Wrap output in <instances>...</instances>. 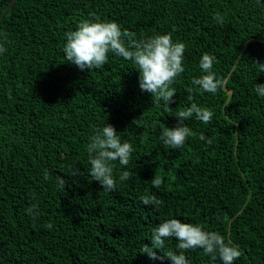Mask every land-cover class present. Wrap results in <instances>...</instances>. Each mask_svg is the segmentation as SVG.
<instances>
[{
  "label": "trees",
  "instance_id": "1",
  "mask_svg": "<svg viewBox=\"0 0 264 264\" xmlns=\"http://www.w3.org/2000/svg\"><path fill=\"white\" fill-rule=\"evenodd\" d=\"M9 1L0 0V13ZM87 18L114 20L138 39L174 30L187 47L169 106L140 89L133 61L110 54L90 71L65 61V33ZM0 32L9 40L0 57V264H171L161 251L175 250L174 238L155 250L162 260L140 252L169 217L238 243L234 264H264V98L254 92L264 82L256 63L264 62V0H16ZM204 53L216 58L215 95L191 84ZM189 97L214 116L191 121L194 135L173 151L160 130L174 126L170 112ZM105 122L135 149L130 178L113 191L93 180L85 151ZM152 196L158 206L141 202ZM34 202L37 217L26 213ZM186 255L220 264L202 249Z\"/></svg>",
  "mask_w": 264,
  "mask_h": 264
},
{
  "label": "clouds",
  "instance_id": "2",
  "mask_svg": "<svg viewBox=\"0 0 264 264\" xmlns=\"http://www.w3.org/2000/svg\"><path fill=\"white\" fill-rule=\"evenodd\" d=\"M217 24L223 25L225 17L219 12L213 14ZM174 30L157 33L149 37L136 38L134 33L122 29L114 20L87 18L81 20L73 30L65 33L63 55L65 61L77 66L80 70H101L107 64L109 55L133 61L139 73L138 83L142 91L151 94L155 103L163 102L169 106L177 92L173 84L185 72L186 44L178 39H173ZM9 40L6 33L0 32V57L8 50ZM216 58L213 54L204 53L199 59L200 74L194 76L191 84L194 88L215 95L222 87L221 80L214 70ZM259 73H264V62H256ZM234 70V69H233ZM254 92L264 98V82H254ZM170 108V107H169ZM176 117L174 126H165L160 130L159 140L170 150L176 151L186 145L194 135L189 126L191 121H199L207 125L214 116V110L191 102L184 107H177L170 112ZM137 127H145L138 119L134 120ZM199 139L211 145L213 138L206 137L203 133ZM86 154L90 165L89 174L99 182L105 191L115 190L118 181H127L131 172L128 166L134 154V145L130 140L123 139L121 132L107 122L96 126L86 145ZM117 165L119 175L117 176ZM80 174V169L73 167L68 175L72 178ZM58 186L63 188L64 179L57 178ZM155 185L161 183L155 178ZM144 205L160 204L152 197H142ZM26 213L32 217L39 215V205L34 202ZM49 229L52 225L47 226ZM177 241L175 250L161 251L169 239ZM150 244L144 243L141 253L146 254L153 262L162 260L156 249L164 253L171 264H191L186 255L187 250L202 249L212 260H219L220 264H234L241 256L240 245L224 234L207 229L201 223L182 221L169 217L158 223L151 233Z\"/></svg>",
  "mask_w": 264,
  "mask_h": 264
},
{
  "label": "water",
  "instance_id": "3",
  "mask_svg": "<svg viewBox=\"0 0 264 264\" xmlns=\"http://www.w3.org/2000/svg\"><path fill=\"white\" fill-rule=\"evenodd\" d=\"M16 0H10L7 6L2 10L0 13V19L3 18V16L9 11V9L12 7V5L15 3Z\"/></svg>",
  "mask_w": 264,
  "mask_h": 264
}]
</instances>
